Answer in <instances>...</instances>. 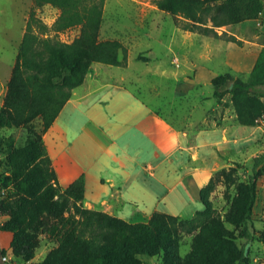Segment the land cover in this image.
Returning a JSON list of instances; mask_svg holds the SVG:
<instances>
[{"label":"trees","instance_id":"obj_1","mask_svg":"<svg viewBox=\"0 0 264 264\" xmlns=\"http://www.w3.org/2000/svg\"><path fill=\"white\" fill-rule=\"evenodd\" d=\"M159 9L183 28L213 35L243 46L244 41L217 28L259 19L264 0H155ZM106 0H35L19 44L16 61L0 106V232L12 233L15 256L30 260L43 239L52 243L39 264H144L142 254L162 256V264H251L247 243L255 239L253 210L258 180L264 178V153L253 172L237 184V195L224 216L212 194L219 184L235 180L227 169L213 173L199 190L204 204L192 217L155 210L145 221H128L85 205V176L63 188L43 134L81 85L95 62L124 65L127 47L118 38H100ZM52 4L61 9L49 25L36 11ZM80 26L71 41L59 32ZM55 30V34H49ZM124 57H121V54ZM148 59V57H146ZM213 95H231L236 118L244 125L264 122V46L250 72L228 67L212 79ZM23 127L28 136L17 145L7 128ZM5 164L6 171H2ZM1 191L3 193H1ZM227 223L234 225V229ZM184 234L191 246L182 254ZM244 242L240 243L239 239ZM7 248L0 241V264Z\"/></svg>","mask_w":264,"mask_h":264},{"label":"crops","instance_id":"obj_2","mask_svg":"<svg viewBox=\"0 0 264 264\" xmlns=\"http://www.w3.org/2000/svg\"><path fill=\"white\" fill-rule=\"evenodd\" d=\"M160 11L157 10L156 17L149 16L145 25L140 28V32L134 34V40L138 44L148 43L144 48L153 54L155 46L149 40L155 36L162 39L164 36L156 31L164 28L165 25L172 26L169 38L176 43L177 38L173 39L174 33L181 32V46L184 52L180 49L177 52L184 57L187 68L194 69L193 76L183 77L190 88L210 84L213 77L219 74V70L226 66L237 71L250 72L255 65L259 50L264 46V37L261 38L264 35V12L259 19L224 26L228 34H235L244 41L243 46H238L227 39L185 30L176 24L173 17ZM103 21L100 36L104 33L105 17ZM112 25L114 31L123 27L117 19ZM231 26H236L235 28L238 29L234 31ZM220 29L221 27L217 28L218 32H223ZM218 54L222 56L221 62L208 64ZM174 62L177 65L181 64L179 55L173 59ZM99 63L95 62L92 65L85 81L73 90L72 97L64 105L51 127L44 132V142L63 188L81 175L85 176L87 207L106 211L128 221H140L138 218L145 221L152 214L148 217L144 216L140 212L141 205L137 202L144 201L143 196L153 186L158 189L159 183L166 184L163 168L164 153L163 150L159 152L162 143L160 136L165 130V121L176 133L177 138V144L171 147L170 153L183 151L190 156L189 162L194 166L187 169L189 173L197 169L215 171L217 166L222 164L221 150L231 147L235 142L238 143L244 130L235 112L223 113L224 105L216 100L214 95L205 96L198 92H194L191 97L189 96L190 100H186L185 114L188 117V127L184 129L174 125L150 102L135 93L129 85L122 83L121 79L105 76L99 70ZM172 64L162 67L172 69ZM173 75L174 79L181 80L176 72ZM8 81L9 79L6 82ZM3 85L5 95L7 85L5 83ZM2 104L3 98H0V106ZM198 105L205 107L201 115L196 114ZM230 107L228 106L226 111H229ZM217 108H220L219 116H212L213 109ZM197 124L200 126L197 127ZM248 126L253 127V125ZM12 129L8 128V130ZM129 130L131 133L126 134V140L130 143L125 144L121 141L122 135ZM191 131L194 134L190 137ZM172 139L175 140L174 137ZM140 150L142 152L139 155ZM211 160L213 166L208 167V162ZM197 164L201 167L199 168ZM147 182L153 185L152 188L147 189ZM155 190L156 188H153L151 191L153 195L156 194ZM128 201L137 205L133 214L127 209ZM141 214L143 217H139ZM0 241L7 248L11 259H22L12 254L11 232H2Z\"/></svg>","mask_w":264,"mask_h":264},{"label":"rangeland","instance_id":"obj_3","mask_svg":"<svg viewBox=\"0 0 264 264\" xmlns=\"http://www.w3.org/2000/svg\"><path fill=\"white\" fill-rule=\"evenodd\" d=\"M33 8H35V0H0V98H3V100V84L5 83V85H7L6 83L8 82L6 81L11 76L19 44ZM157 10L161 12L155 0H106L104 9L105 27L104 33L100 38L109 37L120 39L127 47V59L124 65L99 63V70L105 76L121 79L122 83L129 85L135 93L150 102L151 105L156 107L172 124L185 129L188 127V117L185 114L187 113L186 100H190L189 98L194 92H198V94L205 96L213 95L214 87L211 82L210 84L201 85L197 88H190V85L183 80L184 76H193L194 69L187 68L184 57L177 52L179 49L184 52L180 39L182 33L175 31L173 39L177 38V43L169 38L172 26L165 25L164 28L156 31L164 35L162 39L159 36H155L149 40L151 44L155 46V52L153 54L149 53L146 48H144L148 43L138 44V42H135L134 34L140 32V28L145 25L147 19L150 18L149 16L154 15V17H156ZM36 11L49 25H52L61 13V9L52 4H45L41 7H37ZM116 19L120 20L123 27L114 31L112 30V22ZM183 22L184 21L181 20L177 25L183 28ZM236 26H231V29L234 31L237 30L238 28L236 29ZM224 29L226 28L223 26L220 30L225 31ZM55 32V30L48 31L51 35L55 34ZM141 32L143 33L144 30L142 29ZM79 33L80 26H74L60 31L58 35L65 41H71L79 35ZM115 34L116 36H114ZM225 36L221 38L226 39ZM263 37L264 35L261 36V38ZM178 55L181 58L180 65H177L176 62L173 63V59ZM220 55L221 54H218L213 57V61L208 62V64L211 62L220 63L222 59ZM121 57H124L123 53ZM146 57H148V59H146ZM144 60L150 61L145 62ZM168 64H172V69L162 67V65L165 67V65ZM159 66L160 68H158ZM223 68L219 70V73L224 72L228 67L226 66L224 69ZM175 72L180 76L181 80L174 79L173 73ZM216 100L224 105L223 113H229L230 111L235 112L234 107H230V93L226 94L223 99L219 100L216 98ZM228 106L230 110L226 111L228 110ZM202 107V105H198L196 114H202V111L205 110V107ZM219 113L220 108L213 109L212 116H219ZM240 125L244 132L240 135L239 142H235L231 147L221 150L222 164L217 166L215 171L197 169L189 173L187 169H189L190 166H194L189 162L190 156L183 153V151L170 153V150H172L171 147L177 144V138L176 133L165 121V130L160 136V142L162 140V143L159 152L163 150L162 153H164L163 168L166 184L159 183V188L157 189L156 186L147 182V189L153 186V188H156V194L153 195V193H151L152 188L143 196L145 202H137L141 205L140 209L142 211L140 212L146 217L151 215L155 210L184 217L194 216L198 210L204 208V204L199 196V190L209 182L214 172L224 168L230 171L235 183L231 184L229 187L221 183L212 194L218 213L224 216L226 209L231 204V200L238 193L237 184L239 182H246L250 179L255 163L254 158L264 153V122L262 125H253V127ZM199 126L200 124H197V127ZM189 128L192 130V127ZM97 131L101 133V131ZM192 131L195 132L194 130ZM192 131L190 132V137L194 134ZM128 132L131 133V130L122 135L121 141L125 144L130 143V141L126 140V134ZM2 133L4 135L12 134L15 137L17 145L23 144L28 136L27 130L23 127L13 128L12 130H8L7 128L4 129ZM173 137L175 140L172 139ZM141 149L143 150V147H141ZM141 152V150L138 151V154L140 155ZM0 158L3 162L5 161V156H1ZM208 163V167L213 166L212 160ZM197 166H199V168L201 167L200 164H197ZM2 171H6L5 164L2 166ZM142 172L144 173V170ZM262 179L263 178H260L258 180V196L253 210L252 230L256 238L248 242V253H250L251 264H264V187L261 186ZM152 184H154V181ZM1 193L3 192L1 191ZM126 205L130 214H133L137 205H134L132 201L126 202ZM142 214L139 217H143ZM6 219L7 215L0 214V222ZM138 219L144 221L141 220V218ZM227 225L231 229H234V225L230 223H227ZM0 236H2V232H0ZM191 240V235H183L181 245L182 254L187 253L190 249ZM239 242L243 243L244 239L240 238ZM51 247L52 243L43 239L36 249L35 255L30 260H25L23 258L13 260L6 252L8 257L7 260L10 264H39ZM141 257L144 264H162V256L142 254Z\"/></svg>","mask_w":264,"mask_h":264},{"label":"built area","instance_id":"obj_4","mask_svg":"<svg viewBox=\"0 0 264 264\" xmlns=\"http://www.w3.org/2000/svg\"><path fill=\"white\" fill-rule=\"evenodd\" d=\"M261 186L264 187V178H263L262 181H261ZM3 259H4V260H7V259H8L7 255H4V256H3Z\"/></svg>","mask_w":264,"mask_h":264},{"label":"water","instance_id":"obj_5","mask_svg":"<svg viewBox=\"0 0 264 264\" xmlns=\"http://www.w3.org/2000/svg\"><path fill=\"white\" fill-rule=\"evenodd\" d=\"M248 247H249V243L246 246L245 252L248 253Z\"/></svg>","mask_w":264,"mask_h":264}]
</instances>
